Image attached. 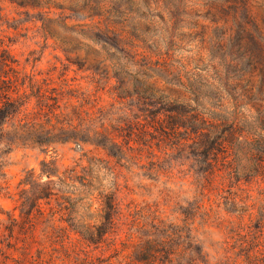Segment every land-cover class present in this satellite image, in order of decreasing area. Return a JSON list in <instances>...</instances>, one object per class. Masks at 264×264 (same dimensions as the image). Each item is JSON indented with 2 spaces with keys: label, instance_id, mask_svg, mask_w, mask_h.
I'll return each mask as SVG.
<instances>
[{
  "label": "rangeland",
  "instance_id": "1",
  "mask_svg": "<svg viewBox=\"0 0 264 264\" xmlns=\"http://www.w3.org/2000/svg\"><path fill=\"white\" fill-rule=\"evenodd\" d=\"M48 19H59L68 28L53 25L57 32L50 37L42 27ZM98 22L122 29L132 52L156 70L136 64L115 37H101L114 47L105 51L75 32L80 28L72 29ZM245 43L257 56L249 81L247 69L238 63L249 55ZM0 46V59L6 57L10 67L0 61V72L25 90L30 107L57 100L62 113L56 110L52 121L58 122L50 131L60 136L58 141L70 137L46 149L27 144L5 149L0 153L2 187L14 193L22 172L38 171L42 159L72 166L86 152L109 161L98 171L96 187L114 193L119 220L112 230L125 232L158 219L185 247L210 257L228 247L264 246V178L226 179L218 188L214 184L203 190L205 165L199 159L208 149L161 143L158 118L171 108L128 86L147 81L169 88L173 97L189 102V116L222 115L227 124L240 123L225 145L233 164L251 167L246 141L252 135L264 137V0H0ZM118 77L128 82L126 89H118ZM172 83L192 84L196 94ZM69 123L81 127L78 135L60 129ZM106 135L114 136L117 148H105ZM76 137H93L97 144L76 142ZM5 191L0 190L3 222L7 214L17 215Z\"/></svg>",
  "mask_w": 264,
  "mask_h": 264
},
{
  "label": "trees",
  "instance_id": "2",
  "mask_svg": "<svg viewBox=\"0 0 264 264\" xmlns=\"http://www.w3.org/2000/svg\"><path fill=\"white\" fill-rule=\"evenodd\" d=\"M56 24L68 28L59 19H48L42 27L47 35L54 37L57 31L53 25ZM72 27L80 28L75 32L88 36L105 51L107 46L114 47L102 41L101 37L104 40L115 37L117 46L131 53L136 64L139 61L142 63L138 64L140 67L147 66V70H156L145 62L144 57L138 58L136 51L132 52L133 47L127 42L128 38L122 29L100 22ZM60 42L64 41L60 39ZM245 47L249 55L238 63L247 69L249 81L257 56L248 44L245 43ZM2 52L0 46V54ZM0 61L3 67L10 69L6 57ZM162 68L160 65L157 70ZM118 82V89H126L128 82L119 77ZM129 85L135 89L136 94H148V98H156L161 105L171 108L158 118L161 143L172 141L178 148L208 149L201 151L199 159L205 165L201 170L203 190L214 184L218 188L226 179L240 182L264 178V137L256 138L247 132V136H251L245 141L249 146L248 160L252 161V166L247 168L238 163L233 164L229 160V155H233L231 148L225 142L233 136L240 123L231 120L227 124L228 118L222 115L205 118L203 114L196 113L189 116V102L173 97L172 89H158L147 81L142 86L133 82ZM172 86L184 93L196 94L192 84L183 87L172 83ZM191 100L195 102V99ZM56 110L62 113V106L57 100L54 104L41 101L30 107L25 90L12 77L0 72V153L14 145L27 144L46 149L54 142L69 141L70 137L66 135L58 141L60 136L50 131L58 122L55 119L56 122L52 121L53 116H58ZM235 111L236 107L232 105L231 113ZM40 113L45 114L48 120L41 119ZM241 120V124L245 125L247 120ZM69 124H61L60 129L78 135L81 127ZM106 136L108 145L103 146L117 148L114 136ZM74 140L97 144V139L93 137H76ZM207 142L209 146L206 147ZM256 144H260L261 149ZM108 163V160L86 152H82L72 166L59 165L52 158L42 159L38 171L31 168L22 172L14 193L0 184V190H6L5 195L13 200V210L17 211L16 216L7 214L5 222L0 219V264H264V246L261 244L228 247L210 257L200 249L192 251L185 247L179 235L161 226L158 219L138 223L135 229L125 232L112 230L119 220L114 216L117 208L114 193L103 194L96 187L100 181L98 171L109 167ZM260 226H264V222ZM105 252L108 254L104 255Z\"/></svg>",
  "mask_w": 264,
  "mask_h": 264
}]
</instances>
